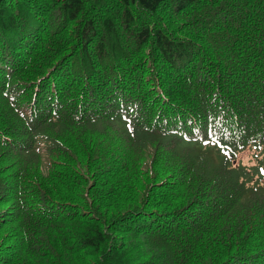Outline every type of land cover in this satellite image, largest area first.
<instances>
[{"label": "trees", "instance_id": "16d2710c", "mask_svg": "<svg viewBox=\"0 0 264 264\" xmlns=\"http://www.w3.org/2000/svg\"><path fill=\"white\" fill-rule=\"evenodd\" d=\"M0 264H264V0H0Z\"/></svg>", "mask_w": 264, "mask_h": 264}, {"label": "rangeland", "instance_id": "374dc122", "mask_svg": "<svg viewBox=\"0 0 264 264\" xmlns=\"http://www.w3.org/2000/svg\"><path fill=\"white\" fill-rule=\"evenodd\" d=\"M254 150H248L238 155L237 160L234 164H242L247 168L253 167L257 165L256 155H254Z\"/></svg>", "mask_w": 264, "mask_h": 264}]
</instances>
